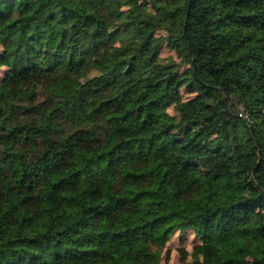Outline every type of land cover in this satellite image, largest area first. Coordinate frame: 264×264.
Wrapping results in <instances>:
<instances>
[{"label":"trees","instance_id":"trees-1","mask_svg":"<svg viewBox=\"0 0 264 264\" xmlns=\"http://www.w3.org/2000/svg\"><path fill=\"white\" fill-rule=\"evenodd\" d=\"M0 49V264H264V0H0Z\"/></svg>","mask_w":264,"mask_h":264},{"label":"rangeland","instance_id":"rangeland-1","mask_svg":"<svg viewBox=\"0 0 264 264\" xmlns=\"http://www.w3.org/2000/svg\"><path fill=\"white\" fill-rule=\"evenodd\" d=\"M1 50V49H0ZM160 57L164 59L172 58L176 62H180L179 59H177V56L175 52L170 49L167 45H163L160 51ZM181 64V63H180ZM183 65L181 64V70L183 69ZM6 74V68L1 67L0 68V81L3 80L4 76ZM188 97L186 93H183V98L185 99ZM170 114H174V111L170 108L169 109ZM172 242L168 244V252L170 253L169 256L165 255V252L163 250V255L161 257L160 251L157 249H148L147 245L144 242H138L135 245V251L139 256L142 258L140 261H128L124 260L120 262L119 264H183L179 260L178 250L184 249L190 251L192 246L196 243V239L193 235V232L188 230L185 233H176L172 237ZM160 255V256H159Z\"/></svg>","mask_w":264,"mask_h":264},{"label":"water","instance_id":"water-1","mask_svg":"<svg viewBox=\"0 0 264 264\" xmlns=\"http://www.w3.org/2000/svg\"><path fill=\"white\" fill-rule=\"evenodd\" d=\"M187 10H189V6H188ZM238 116L241 117L242 115L241 114H238Z\"/></svg>","mask_w":264,"mask_h":264}]
</instances>
